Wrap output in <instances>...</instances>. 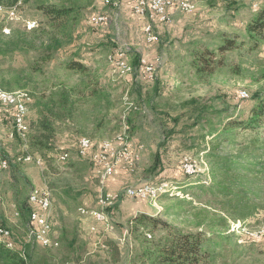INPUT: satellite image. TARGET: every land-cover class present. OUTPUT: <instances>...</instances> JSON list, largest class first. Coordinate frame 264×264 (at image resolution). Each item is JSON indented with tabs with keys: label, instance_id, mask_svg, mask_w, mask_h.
Here are the masks:
<instances>
[{
	"label": "rangeland",
	"instance_id": "rangeland-1",
	"mask_svg": "<svg viewBox=\"0 0 264 264\" xmlns=\"http://www.w3.org/2000/svg\"><path fill=\"white\" fill-rule=\"evenodd\" d=\"M39 1L77 4L79 23L74 42L45 67L44 75L35 76L36 89L20 90L32 102L26 142L9 139L11 123L6 127L0 122V155L15 158L14 162L8 159V169H0V227L11 230L15 247L32 245L34 259L40 264H140L142 246L137 237L158 241L167 234L161 227L152 231L151 226L136 228L132 219L141 213L160 218L182 232L203 231L207 237L212 236L216 231L198 226L206 214L196 215L202 209H208L211 215L218 211L213 203L208 204L212 198L198 189L212 185L211 162L206 157L212 137L202 139L198 127L188 128L193 124L190 117L194 106L185 107L183 103L195 99L197 104L211 109H226L224 115L240 118L248 114L254 103L253 94L264 88V45L251 50L244 25L264 0H235L239 8L236 13L228 11L222 0H192L196 11L181 13L175 9L170 24L155 25L159 38L156 43L147 42L144 33L147 20L134 15L132 0H116L119 7L115 9L105 7L103 0H28L16 11L6 8L0 12V19L6 16L10 19L6 21L5 33L9 34L11 27L26 26L30 30L45 22L37 10ZM96 14H107V23L91 25L90 17ZM223 34L231 38L238 36L239 46L225 54L216 52L215 58H224L226 67L199 78L197 57L206 48L216 50ZM126 47L130 51L126 58H121L124 65L119 61L116 69L114 58ZM73 55L89 67L88 74L76 75L60 67L62 61ZM33 57V54L17 55L11 62L14 67H24ZM138 58H145L148 63L161 59L155 81L143 76ZM88 82L96 87L100 97L81 105L86 110L100 105L102 112L97 108L92 116L104 119L102 127L95 129L90 122L86 133L76 134L60 126L53 148L41 154L38 147L31 146L39 138V98L44 93L47 97L54 84L65 83L82 89ZM241 92H247L249 97L240 99ZM0 112L9 114L2 112L1 106ZM128 118L131 125H127ZM125 125L131 128L134 144L144 146L137 170L130 173L119 167L106 183H101L94 165L77 155L76 144L83 136L96 143L112 140ZM256 133L264 143V120ZM246 137L249 136H238L235 142H245ZM62 150L71 154L64 163L58 159ZM26 155L35 160L41 158L43 165L18 161L19 156ZM185 159L195 165L196 172L184 175ZM162 181L168 182L166 192H159L154 199L121 196L113 208L105 211L108 227L80 211L96 209L101 196L123 194L127 188L159 185ZM44 186L52 195L51 237L59 243L54 248L28 242L29 216L15 215L18 205L28 204L32 190ZM263 218L264 214H260L246 222H231L229 230L224 232L225 236L232 235L231 239L223 247L217 246L220 257L216 264H264V223L258 221Z\"/></svg>",
	"mask_w": 264,
	"mask_h": 264
},
{
	"label": "trees",
	"instance_id": "trees-1",
	"mask_svg": "<svg viewBox=\"0 0 264 264\" xmlns=\"http://www.w3.org/2000/svg\"><path fill=\"white\" fill-rule=\"evenodd\" d=\"M222 1L226 3L228 11L236 13L239 10L236 7L237 1ZM27 2L28 0H0V5L16 11L21 4ZM37 10L45 17V22L30 30L26 26L11 27L8 29L9 34H6L5 24L10 19L7 16L0 19V88L3 90L36 89L35 76L44 75L45 67L55 61L60 51L74 42L80 12L77 4L39 1ZM244 33L251 50L264 45V4L245 23ZM238 39V36L231 38L223 34L216 50L204 49L197 57L200 60L195 63L197 76H211L216 70L225 68V59H216V52L225 54L236 49L239 46ZM30 54L34 57L26 66L17 68L12 65L11 60L15 56ZM7 62L10 64L5 67ZM140 62L141 59L138 58L137 63ZM60 67L76 75L90 72L89 67L76 58V55L62 61ZM55 87L59 91H55ZM43 95L39 98V138L31 142V146L38 147L41 154L53 148V139L60 126H65L76 134L86 133L90 122L95 129L102 127L104 119H93L92 116L97 108L102 112L100 105L87 110L81 105L100 97V93L96 87H91L90 82L82 89L69 87L65 83L54 84L50 87L49 95ZM252 101L254 103L248 114L240 118L232 114L224 115L228 112L226 109L215 110L208 105L197 104L195 99L183 103L185 107L194 106L190 117L193 124L188 128L198 127L202 139L212 137L206 155L211 162L212 185L199 186L198 189L212 198L208 204L213 203L218 211L211 215V211L202 209L196 215L206 214L198 226L216 232L209 237L203 231L182 232L160 218L141 213L132 219L136 228L151 226L152 231L161 227L167 234L158 241L150 240L147 236L143 239L137 237L142 246L140 264H216L220 257L217 246L223 247V243L231 239L232 235L224 234L229 230L231 222H246L264 214V143L256 133L264 120L263 87L253 94ZM1 109L3 112L6 108L1 106ZM6 112L9 111L6 109ZM126 120L127 125L132 124L130 118ZM215 120L218 122L215 123ZM130 129L129 127V134ZM241 135L249 137H246L245 142L236 143L235 139ZM226 144L228 147L223 148ZM66 151L68 150H62L60 154ZM18 211L23 218L30 215L27 203L18 205ZM258 221L264 223V218ZM8 244L0 238V264H40L34 259L32 245L12 249Z\"/></svg>",
	"mask_w": 264,
	"mask_h": 264
},
{
	"label": "built area",
	"instance_id": "built-area-1",
	"mask_svg": "<svg viewBox=\"0 0 264 264\" xmlns=\"http://www.w3.org/2000/svg\"><path fill=\"white\" fill-rule=\"evenodd\" d=\"M105 7L118 8L119 3L116 0H103ZM152 8H167L168 16L157 17L152 16ZM177 9L184 13V9H195L192 5V0H132V11L135 16L147 20L144 27L145 37L148 43H156L159 38L154 28L155 25H166L172 22L173 10ZM108 21L107 14H96L90 17L89 23L93 26H100L106 24ZM127 51L130 48L126 47L114 58V65L118 69V62L121 58L127 57ZM155 63H148L145 58H141V66L143 69V76L148 81H155L156 70L161 65V59L157 58ZM160 68V67H159ZM247 93H239V98L247 97ZM30 96L17 98L14 103H6L0 97V106L5 107L9 112V119L11 129L8 133V138L12 140L19 139L26 142L29 132L30 124L27 117H21V108L30 107ZM134 110H138L134 107ZM121 141L115 144H103L99 142L95 145H87V137L79 138L76 144V153L80 158L88 159L97 170L98 178L101 183H106L116 172L119 167L125 168L128 172L134 173L137 170V164L140 160V153H142L144 146H136L129 134L128 127L125 125L122 128ZM71 154L66 151L58 156L59 161L67 162ZM22 162L35 161L39 166L43 165L41 158L33 159L31 155L22 156L18 159ZM10 166V161L0 155V169L6 170ZM182 172L184 175L196 172L195 165L185 159L182 161ZM168 182L162 181L159 187H150V184H145L138 187H130L124 190V193H117L115 195L109 194L99 197L98 206L96 209H81V213L89 218H93L99 223H104L108 227V219L105 213L106 210L113 208L117 201H120L121 196L128 198L141 199V194H148V199H154V190L156 188H164L166 192ZM52 195L47 187L34 188L28 197V206L30 208L27 235L28 242L38 244L45 248L58 247L59 243L54 241L51 237L53 225L50 220V213L52 209ZM19 216V211L15 213ZM0 238L7 240L12 248H15L13 241V234L10 229L0 227Z\"/></svg>",
	"mask_w": 264,
	"mask_h": 264
},
{
	"label": "bare ground",
	"instance_id": "bare-ground-1",
	"mask_svg": "<svg viewBox=\"0 0 264 264\" xmlns=\"http://www.w3.org/2000/svg\"><path fill=\"white\" fill-rule=\"evenodd\" d=\"M192 5H193V3H192ZM4 10H5V7L0 5V12H3ZM191 10L192 9H184V12H190ZM152 16L166 17V16H168V9L167 8H152ZM122 61L123 60H121V62ZM241 93H247V92H241ZM0 97H2V99H4V101L6 103H14L15 101H17V98L26 97V95H25V93L20 92V91L9 92V91H5V90L0 89ZM248 97H249V94L247 95V97H242V98L246 99ZM28 115H29V107H22L21 108V117H27L28 118ZM115 140L117 142L121 141V135H118L115 138ZM103 144H114V141L113 140H107V141H104ZM87 145H94L93 141L89 137H87ZM150 187H159V185H150ZM162 191H164V188H156V190H154V195H156ZM141 197H148V194H141Z\"/></svg>",
	"mask_w": 264,
	"mask_h": 264
},
{
	"label": "crops",
	"instance_id": "crops-1",
	"mask_svg": "<svg viewBox=\"0 0 264 264\" xmlns=\"http://www.w3.org/2000/svg\"><path fill=\"white\" fill-rule=\"evenodd\" d=\"M254 12H256V10L254 11ZM255 14V13H254ZM253 14V15H254ZM252 16V15H251ZM121 65H124V63L122 62V64ZM2 110V109H1ZM3 112H6V109H5V111H3ZM0 122L2 123V124H5L6 125V127H9V122H10V119H9V114H6V113H1L0 112ZM118 135H121V133H118L115 137H114V139H112L113 141H114V144L115 143H117V141L115 140V138L118 136ZM87 137V136H86ZM91 139V138H90ZM133 139V138H132ZM92 141H93V139H91ZM108 140V139H107ZM107 140H102V141H100V142H104V141H107ZM134 141V140H133ZM94 142V141H93ZM22 157V156H21ZM20 156H19V158H21ZM9 159V158H8ZM10 161H12V162H14V160H15V158L13 157V158H10L9 159ZM39 183H40V185L39 186H42V180L40 179L39 180ZM19 248H21V247H19ZM22 249V248H21Z\"/></svg>",
	"mask_w": 264,
	"mask_h": 264
}]
</instances>
